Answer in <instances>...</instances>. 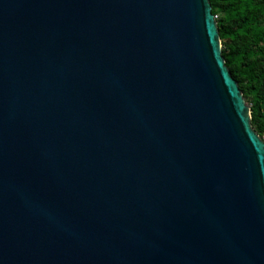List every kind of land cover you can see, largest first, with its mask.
<instances>
[{
  "label": "water",
  "instance_id": "95a60500",
  "mask_svg": "<svg viewBox=\"0 0 264 264\" xmlns=\"http://www.w3.org/2000/svg\"><path fill=\"white\" fill-rule=\"evenodd\" d=\"M210 0H0V264H264V139Z\"/></svg>",
  "mask_w": 264,
  "mask_h": 264
},
{
  "label": "trees",
  "instance_id": "16d2710c",
  "mask_svg": "<svg viewBox=\"0 0 264 264\" xmlns=\"http://www.w3.org/2000/svg\"><path fill=\"white\" fill-rule=\"evenodd\" d=\"M223 56L252 111V126L264 139V0H210Z\"/></svg>",
  "mask_w": 264,
  "mask_h": 264
},
{
  "label": "built area",
  "instance_id": "2783aa9c",
  "mask_svg": "<svg viewBox=\"0 0 264 264\" xmlns=\"http://www.w3.org/2000/svg\"><path fill=\"white\" fill-rule=\"evenodd\" d=\"M215 18H216V19H218V17H217V16H215Z\"/></svg>",
  "mask_w": 264,
  "mask_h": 264
}]
</instances>
